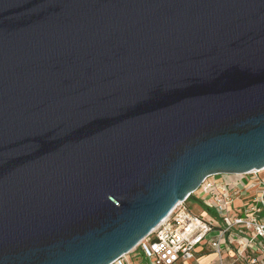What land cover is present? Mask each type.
Segmentation results:
<instances>
[{
  "label": "water",
  "instance_id": "water-1",
  "mask_svg": "<svg viewBox=\"0 0 264 264\" xmlns=\"http://www.w3.org/2000/svg\"><path fill=\"white\" fill-rule=\"evenodd\" d=\"M262 169L264 0H0V264H112Z\"/></svg>",
  "mask_w": 264,
  "mask_h": 264
},
{
  "label": "built area",
  "instance_id": "built-area-1",
  "mask_svg": "<svg viewBox=\"0 0 264 264\" xmlns=\"http://www.w3.org/2000/svg\"><path fill=\"white\" fill-rule=\"evenodd\" d=\"M224 182L216 175L180 201L169 215L129 253L112 264H128L127 256L143 254L150 264H177L196 254H215L211 264H264V169L235 174ZM194 199L206 208H189ZM215 211L216 215L207 211Z\"/></svg>",
  "mask_w": 264,
  "mask_h": 264
},
{
  "label": "rangeland",
  "instance_id": "rangeland-1",
  "mask_svg": "<svg viewBox=\"0 0 264 264\" xmlns=\"http://www.w3.org/2000/svg\"><path fill=\"white\" fill-rule=\"evenodd\" d=\"M217 178H222V181L224 182H231L236 179L235 174H218L216 175ZM189 208L193 214L199 215L202 210L206 211V208L201 205L200 203L196 202L194 199L189 200L188 202ZM209 214L216 215L215 211H207ZM135 262H141L144 264H150L149 260L143 255L139 254L138 256L133 258ZM133 260V261H134Z\"/></svg>",
  "mask_w": 264,
  "mask_h": 264
},
{
  "label": "crops",
  "instance_id": "crops-1",
  "mask_svg": "<svg viewBox=\"0 0 264 264\" xmlns=\"http://www.w3.org/2000/svg\"><path fill=\"white\" fill-rule=\"evenodd\" d=\"M136 256H138V255H134V254L128 255L127 256V263L128 264H144V263H141L138 261L135 262V260L133 258ZM214 258H215L214 253H212L210 251H203V252L197 253L194 260H191L188 262L180 261L177 264H211L212 261L214 260Z\"/></svg>",
  "mask_w": 264,
  "mask_h": 264
}]
</instances>
